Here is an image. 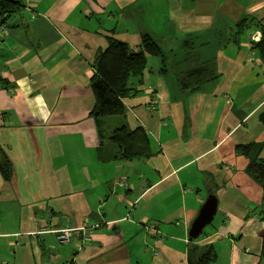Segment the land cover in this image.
I'll list each match as a JSON object with an SVG mask.
<instances>
[{"label":"crops","instance_id":"1","mask_svg":"<svg viewBox=\"0 0 264 264\" xmlns=\"http://www.w3.org/2000/svg\"><path fill=\"white\" fill-rule=\"evenodd\" d=\"M20 1L0 27V264H191L206 247L210 264H264L263 191L247 173L264 160V60L251 40L264 0ZM144 35L168 70L149 56L125 115L95 119L99 54L111 36L135 49ZM121 124L145 130L148 158L117 157L109 137ZM251 144L258 152L239 149ZM211 195L217 214L193 240ZM83 226L91 242L58 240Z\"/></svg>","mask_w":264,"mask_h":264},{"label":"trees","instance_id":"2","mask_svg":"<svg viewBox=\"0 0 264 264\" xmlns=\"http://www.w3.org/2000/svg\"><path fill=\"white\" fill-rule=\"evenodd\" d=\"M20 0H0V27L4 17L20 13L23 9ZM252 19L246 17L242 19L237 27L246 29L251 26ZM261 40L253 42V47L258 50L264 60V28L260 29ZM114 35V34H112ZM149 56H158L163 62L161 71L168 70L167 54L161 48L159 42L153 37L145 35L141 38V43L137 48H132L128 43L120 41L114 37L108 40V47L101 52L96 61V75L91 80V90L95 98L93 116L100 120L113 116H124L125 106L123 99L131 91L129 80L141 76L147 68V59ZM162 65V63H161ZM182 83L186 86L187 77L182 78ZM193 89V88H192ZM261 120L264 122V112L261 114ZM110 142L119 148L117 157L125 160L136 158H148L151 155L150 143L147 134L143 128L135 131L129 130L126 124L116 127L110 134ZM254 145H243L239 149L243 154L250 155ZM256 158V157H255ZM251 159L247 169L248 175L263 191L262 201V223L264 226V160ZM9 164L2 161L0 169L5 176L9 178ZM262 255L264 257V227L261 234ZM216 259V253L213 247L203 249L198 260L191 259V264H210Z\"/></svg>","mask_w":264,"mask_h":264},{"label":"water","instance_id":"3","mask_svg":"<svg viewBox=\"0 0 264 264\" xmlns=\"http://www.w3.org/2000/svg\"><path fill=\"white\" fill-rule=\"evenodd\" d=\"M3 21V20H2ZM127 199L125 192L121 193L117 199L115 209L111 214V218L114 221L121 220L120 207L123 202ZM218 209V198L211 195L207 198L204 205L201 207L197 218L194 220L190 227L189 236L193 240L199 239L207 226L211 225L215 219Z\"/></svg>","mask_w":264,"mask_h":264},{"label":"rangeland","instance_id":"4","mask_svg":"<svg viewBox=\"0 0 264 264\" xmlns=\"http://www.w3.org/2000/svg\"><path fill=\"white\" fill-rule=\"evenodd\" d=\"M237 1H240V2H241V1H243V0H237ZM153 2L155 3L156 0H153ZM157 11H158L157 8H156L155 10L152 11V12H153V14H152L153 18L150 19V22L153 21V23L155 24V25H152V26L155 27V28H159V27H160V26H157V25H160L159 22L161 21L160 18H159L160 15L158 14V15L156 16ZM18 14H19V13H18ZM9 17H11V15H10ZM9 17H4V18H3V21L1 22V25H5L6 22L8 21V19H9ZM261 28H262V27L259 26L258 31H259L260 34L257 35L256 38H254L253 36L251 37V40H253L254 42H258V41L261 40V31H260ZM249 29H251V28H249ZM171 30H172V29H170V31H171ZM245 31L248 32V31H250V30L246 29ZM145 37H146V35H145ZM173 44H174V48L177 47L178 50L181 48V46H179L178 43H175V42H174V43H172V45H173ZM166 45H167V44H166ZM134 47H136V46L134 45ZM174 48H173V49H174ZM161 66L163 67V62H162V65H161ZM161 72H162V71H161ZM142 75H143V74H142ZM90 88H91V87H90ZM258 148H259V147H252V149H251L252 152H251V153H253V151L256 152V151L258 150ZM257 152H258V151H257ZM120 183H121L122 185H126L124 181H121ZM121 193H122V192H121ZM209 226H210V225H209ZM209 226H207L206 229H207Z\"/></svg>","mask_w":264,"mask_h":264},{"label":"built area","instance_id":"5","mask_svg":"<svg viewBox=\"0 0 264 264\" xmlns=\"http://www.w3.org/2000/svg\"><path fill=\"white\" fill-rule=\"evenodd\" d=\"M87 231L88 229L85 226L81 228L64 229L58 233L57 237L61 243H67L73 238V236L82 234L85 241L91 242V236L87 233Z\"/></svg>","mask_w":264,"mask_h":264}]
</instances>
